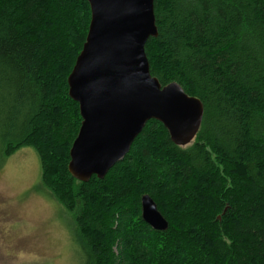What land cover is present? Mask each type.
<instances>
[{
	"label": "trees",
	"instance_id": "16d2710c",
	"mask_svg": "<svg viewBox=\"0 0 264 264\" xmlns=\"http://www.w3.org/2000/svg\"><path fill=\"white\" fill-rule=\"evenodd\" d=\"M151 73L204 103L195 139L147 122L104 178L69 172L82 116L68 77L87 0H0V138L33 146L42 182L73 212L81 264H264V0H155ZM149 194L168 220L142 217Z\"/></svg>",
	"mask_w": 264,
	"mask_h": 264
},
{
	"label": "water",
	"instance_id": "95a60500",
	"mask_svg": "<svg viewBox=\"0 0 264 264\" xmlns=\"http://www.w3.org/2000/svg\"><path fill=\"white\" fill-rule=\"evenodd\" d=\"M87 1L89 30L68 77L69 95L82 116L68 169L83 182L104 178L151 119L164 124L175 144H190L205 110L181 84L163 85L151 73L146 44L159 35L155 0ZM142 217L155 230L168 228L149 194L142 196Z\"/></svg>",
	"mask_w": 264,
	"mask_h": 264
},
{
	"label": "rangeland",
	"instance_id": "374dc122",
	"mask_svg": "<svg viewBox=\"0 0 264 264\" xmlns=\"http://www.w3.org/2000/svg\"><path fill=\"white\" fill-rule=\"evenodd\" d=\"M73 212L42 182L40 154L0 138V264H81Z\"/></svg>",
	"mask_w": 264,
	"mask_h": 264
},
{
	"label": "bare ground",
	"instance_id": "6f19581e",
	"mask_svg": "<svg viewBox=\"0 0 264 264\" xmlns=\"http://www.w3.org/2000/svg\"><path fill=\"white\" fill-rule=\"evenodd\" d=\"M141 204H142V200H141Z\"/></svg>",
	"mask_w": 264,
	"mask_h": 264
}]
</instances>
